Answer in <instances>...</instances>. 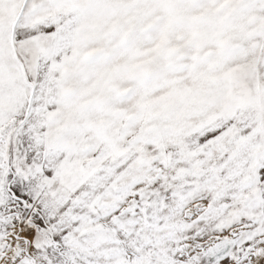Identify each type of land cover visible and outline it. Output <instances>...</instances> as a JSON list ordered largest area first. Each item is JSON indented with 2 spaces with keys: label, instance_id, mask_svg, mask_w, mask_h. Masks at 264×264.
I'll return each mask as SVG.
<instances>
[{
  "label": "snow or ice",
  "instance_id": "1",
  "mask_svg": "<svg viewBox=\"0 0 264 264\" xmlns=\"http://www.w3.org/2000/svg\"><path fill=\"white\" fill-rule=\"evenodd\" d=\"M0 264H264V0H0Z\"/></svg>",
  "mask_w": 264,
  "mask_h": 264
}]
</instances>
